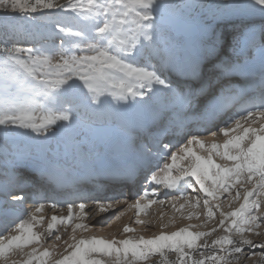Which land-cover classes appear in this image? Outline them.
I'll return each instance as SVG.
<instances>
[{
	"label": "snow or ice",
	"instance_id": "obj_1",
	"mask_svg": "<svg viewBox=\"0 0 264 264\" xmlns=\"http://www.w3.org/2000/svg\"><path fill=\"white\" fill-rule=\"evenodd\" d=\"M121 205L160 231L94 234ZM261 229L264 0H0V264H264Z\"/></svg>",
	"mask_w": 264,
	"mask_h": 264
},
{
	"label": "bare ground",
	"instance_id": "obj_2",
	"mask_svg": "<svg viewBox=\"0 0 264 264\" xmlns=\"http://www.w3.org/2000/svg\"><path fill=\"white\" fill-rule=\"evenodd\" d=\"M200 2L201 3H207V2H210V0H200ZM245 23L246 24H248V25H252V24H259V17L257 16V17H254V18H252V19H250V20H247V21H245ZM222 24V25H221ZM222 26L224 29H225V32H224V34H221V35H223L227 40H229V42L230 43H232L234 46H236V45H242V43H240L239 42V40H238V37H239V35H240V33H241V29L244 27L243 25H241V22H240V20H238V19H235V18H233V19H223V20H219L218 21V23H217V26ZM220 26V27H221ZM200 27H202V26H199V27H195L194 29H196V28H200ZM244 29V28H243ZM181 37L180 36H178V39H180ZM98 147V150H97V153H96V155H97V157L99 158V159H103L104 158V156H105V152H104V149H103V146L102 145H98L97 146ZM136 188H140V185L139 184H137V185H134V186H132V185H129V186H127V187H125L124 189H125V192L126 193H129L130 195L127 197L128 199H132L133 198V196H132V194H134V193H136L137 191H136ZM113 191H114V189L111 187V186H109L106 190H102V191H100L99 193H95V192H93V195H98L99 197H103V196H105V195H109V196H111L112 194H113ZM188 192H190L191 190L190 189H188L187 190ZM121 198H124V197H121ZM161 198H163V196H161ZM42 203H47V204H51L52 203V201H41ZM33 203V201L32 200H29V203L28 204H26V205H24V208L25 209H27L28 211H31V209L29 208V205H31ZM59 207H61V208H64L65 209V212H66V205H60ZM125 206H123V205H121V206H119L116 210H114V211H110L109 213H101L99 216H96V218L94 219V220H92L91 221V223L93 224V225H95V228H97V227H99L101 224H106L105 226H104V231L103 232H97V233H95V234H97V235H100V234H105L106 235V233L107 232H109L110 231V236H109V238L111 237V235L113 234V233H115L114 232V229H116V226H118L119 228H122L123 227V225L125 224V220L127 219H130V222L134 219L135 221H136V219H137V216H136V210L135 209H133V213H132V216L130 215V211L132 210H128V212H126V214L124 215V216H122L121 217V219L119 220V221H117L115 224H113L112 225V227H107V224L109 223L108 222V220L110 219V217L113 215L112 214V212H115V211H117V210H120V209H123ZM153 207H155V209L157 208V206H153ZM158 210V209H157ZM147 211H149V209L147 210ZM163 211L167 214V212H171L172 210H171V208L170 207H168V206H165L164 207V209H163ZM53 214V212H52V210L50 209V208H46L45 209V215L46 216H48V217H50L51 215ZM55 214H60V212H59V208L57 209V212L55 213ZM112 214V215H111ZM119 214V213H118ZM143 213H141L140 214V216H139V219H143V220H152L153 219V216H149L148 214L147 215H144ZM131 216V217H130ZM123 219V221H121ZM111 221V220H110ZM136 225H138V224H136ZM141 228L143 227V228H145L146 226H142V225H139ZM175 226V225H174ZM174 226H171V227H169V228H172V227H174ZM97 230V229H96ZM111 230H113V231H111ZM117 230H119V229H117ZM175 231V230H174ZM112 232V233H111ZM108 237V236H107ZM49 242H51V238H49Z\"/></svg>",
	"mask_w": 264,
	"mask_h": 264
},
{
	"label": "rangeland",
	"instance_id": "obj_3",
	"mask_svg": "<svg viewBox=\"0 0 264 264\" xmlns=\"http://www.w3.org/2000/svg\"><path fill=\"white\" fill-rule=\"evenodd\" d=\"M218 21L219 20H208V21H206V23L211 24L212 28L217 32V34H220L221 35V34H224L225 29L221 26L222 24L220 25L221 27L220 26H217ZM192 26H193V28L202 26L201 21L199 19L194 20L192 22ZM138 190H139V188H136V191H138ZM123 191L125 192V189L124 188H123ZM121 211H124V208L123 209H120V210H117L115 212H112L113 215L111 214L112 216L110 217V219L108 220V222H110V220H113L115 218V215H117ZM197 211H201L202 212L203 210L202 209H197ZM130 212H131L130 215L132 216L133 209ZM172 214H173L172 211L171 212H167V215L165 216V221L164 222H167L168 219L172 216ZM148 215L149 216H153V219H155L156 217H158L159 211L157 210V208L155 209V207H152V208L149 209ZM176 217H177V219H176L175 226L172 227V228L166 229L167 231H174L177 228L184 227V226L188 225L189 223H191V224H199L200 223V220H197L195 218H193L191 221H189L187 219H182V218H180V214L179 213L176 214ZM201 219H203V216H201ZM121 221H123V219ZM125 224H129L130 226L136 228L138 234L144 235L145 237L151 236L154 233H158L160 231V222L158 220H157V222L155 224L147 225L145 228H143V227L141 228L139 225H136L134 219L131 222H130V219H128V220L126 219L125 220ZM105 225L106 224H104V225L101 224L99 227L94 228L93 229V233L94 234L97 233L98 232V229L100 227H102V226L104 227ZM118 226H116V229H114L115 235H116L117 238H123L122 235H121L122 228H119ZM209 226H211V224ZM117 229H119V230H117ZM200 230H204V229H200ZM111 231H113V230H111ZM261 231H264V229H261ZM93 233H85V235H91ZM221 234H222V232L216 233V235H221ZM100 235L108 236L109 237L110 236V231L107 232L106 235L105 234H100ZM214 238H215V236L209 237L208 239L210 241L211 239H214ZM233 238L234 239H238L239 237L236 236V237H233ZM248 238L252 239L255 242H264V235L256 236L254 234H250ZM169 258L170 259H174V254H171L169 256ZM258 260H259V257H253L252 259H248L247 256L245 255L244 258H242L239 261V264H254V262L255 261H258Z\"/></svg>",
	"mask_w": 264,
	"mask_h": 264
}]
</instances>
